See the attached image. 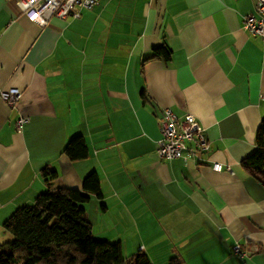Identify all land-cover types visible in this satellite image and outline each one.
I'll list each match as a JSON object with an SVG mask.
<instances>
[{
    "label": "crops",
    "instance_id": "0c3cea01",
    "mask_svg": "<svg viewBox=\"0 0 264 264\" xmlns=\"http://www.w3.org/2000/svg\"><path fill=\"white\" fill-rule=\"evenodd\" d=\"M17 1L0 0V93L21 92L0 96V245L16 209L95 172L100 196L82 205L95 239L152 264H264V185L240 164L264 118V39L242 27L255 0H100L44 26ZM158 46L170 59L145 61ZM164 108L191 114L207 150L158 158ZM78 135L88 157L71 161Z\"/></svg>",
    "mask_w": 264,
    "mask_h": 264
},
{
    "label": "trees",
    "instance_id": "16d2710c",
    "mask_svg": "<svg viewBox=\"0 0 264 264\" xmlns=\"http://www.w3.org/2000/svg\"><path fill=\"white\" fill-rule=\"evenodd\" d=\"M170 59L165 46L153 48L151 59ZM143 97V96H142ZM71 161L88 157L83 136H75L64 149ZM241 166L264 185V118L256 132L255 151L241 161ZM42 178L51 185L56 172L45 168ZM89 194L100 196V180L93 172L83 180L81 190L57 187L39 194L32 206L16 209L3 223L12 239L0 245V264H152L142 250L127 260L120 243L97 240L82 205ZM170 264H184L180 257Z\"/></svg>",
    "mask_w": 264,
    "mask_h": 264
},
{
    "label": "built area",
    "instance_id": "2783aa9c",
    "mask_svg": "<svg viewBox=\"0 0 264 264\" xmlns=\"http://www.w3.org/2000/svg\"><path fill=\"white\" fill-rule=\"evenodd\" d=\"M100 0H18L16 2L19 10L28 18L40 26L47 24L50 15L65 19L68 17L78 18L81 9H91ZM242 27L250 35L264 39V0H255L254 11L243 16ZM1 98L9 106H15L21 98V92L16 88H10L0 93ZM27 119L20 117L17 127L20 129ZM160 137L156 143L155 153L158 158L173 160L188 157L184 152L192 153L205 151L208 148V140L205 129L191 114L178 117L170 108H164L159 119ZM192 143V147L188 144ZM214 171L223 169L230 170L220 163H213ZM234 253H240V246L232 248Z\"/></svg>",
    "mask_w": 264,
    "mask_h": 264
},
{
    "label": "rangeland",
    "instance_id": "374dc122",
    "mask_svg": "<svg viewBox=\"0 0 264 264\" xmlns=\"http://www.w3.org/2000/svg\"><path fill=\"white\" fill-rule=\"evenodd\" d=\"M12 239V236H9V239H5V241L6 240H11ZM4 241V242H5ZM134 249H128V253H126V249H123V255H124V258L125 259H127V260H129L132 256H133V253H134V251H133ZM136 250V249H135ZM169 263H167V264H170V261H168Z\"/></svg>",
    "mask_w": 264,
    "mask_h": 264
}]
</instances>
